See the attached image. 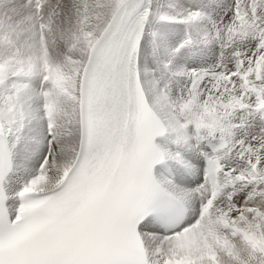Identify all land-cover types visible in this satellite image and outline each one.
<instances>
[{
  "label": "snow or ice",
  "instance_id": "1",
  "mask_svg": "<svg viewBox=\"0 0 264 264\" xmlns=\"http://www.w3.org/2000/svg\"><path fill=\"white\" fill-rule=\"evenodd\" d=\"M0 264H264V0H0Z\"/></svg>",
  "mask_w": 264,
  "mask_h": 264
}]
</instances>
